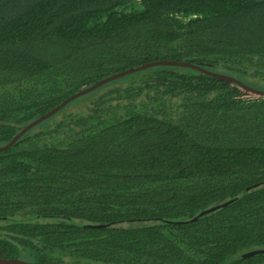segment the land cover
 Segmentation results:
<instances>
[{"label":"trees","instance_id":"obj_1","mask_svg":"<svg viewBox=\"0 0 264 264\" xmlns=\"http://www.w3.org/2000/svg\"><path fill=\"white\" fill-rule=\"evenodd\" d=\"M163 59L264 90V0H0V146ZM263 249L264 96L202 70L129 73L0 151L2 257L264 264Z\"/></svg>","mask_w":264,"mask_h":264},{"label":"water","instance_id":"obj_2","mask_svg":"<svg viewBox=\"0 0 264 264\" xmlns=\"http://www.w3.org/2000/svg\"><path fill=\"white\" fill-rule=\"evenodd\" d=\"M164 64H169V65H180V66H189V67H193L199 70H202L206 73H209L211 75H214L216 77H219L221 79H225L228 80L232 83H235L237 85H239L241 87V89L244 90L245 93L247 94H253L255 96H264V90H260L254 87H251L245 83H243L242 81H240L237 78H234L232 76L229 75H225V74H220V73H215L213 71H210L208 69H205L203 67L197 66L191 62H185V61H177V60H157V61H149L146 63H143L141 65L135 66V67H130L127 68L125 70L119 71L117 73H114L88 87H85L77 92H75L74 94H72L70 97H68L67 99H65L63 102H61L59 105H57L56 107H54L53 109H51L50 111H48L47 113L43 114L42 116L38 117L37 119L33 120L32 122H30L27 126H25L10 142H8L7 144L0 146V151H4L8 148H10L24 133H26L30 128H32L33 126H35L36 124L44 121L45 119L51 117L52 115L56 114L62 107H64L66 104L70 103L71 101H73L74 99L83 96L87 93H90L92 91H94L95 89L99 88L100 86L116 80L120 77H123L129 73H133L139 70H142L144 68L147 67H151V66H155V65H164ZM261 252H264V249L261 250ZM242 256H246V254H243ZM0 264H39L35 261H30V260H26V259H22V258H17V257H2L0 256Z\"/></svg>","mask_w":264,"mask_h":264},{"label":"rangeland","instance_id":"obj_3","mask_svg":"<svg viewBox=\"0 0 264 264\" xmlns=\"http://www.w3.org/2000/svg\"><path fill=\"white\" fill-rule=\"evenodd\" d=\"M252 95H253V94H252ZM71 107L75 109V106H71Z\"/></svg>","mask_w":264,"mask_h":264}]
</instances>
